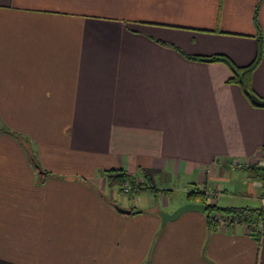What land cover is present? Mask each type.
I'll use <instances>...</instances> for the list:
<instances>
[{"label": "crops", "instance_id": "crops-1", "mask_svg": "<svg viewBox=\"0 0 264 264\" xmlns=\"http://www.w3.org/2000/svg\"><path fill=\"white\" fill-rule=\"evenodd\" d=\"M260 45L264 100V0H0V264H264V230L164 224L185 203L106 176L174 191L189 175L182 193L262 207L264 108L184 55L247 66Z\"/></svg>", "mask_w": 264, "mask_h": 264}, {"label": "trees", "instance_id": "trees-1", "mask_svg": "<svg viewBox=\"0 0 264 264\" xmlns=\"http://www.w3.org/2000/svg\"><path fill=\"white\" fill-rule=\"evenodd\" d=\"M262 54V46L260 45L256 58L247 66H237L228 56L223 54H215L212 56H193L187 54L184 55L191 60L207 63H221L227 66L232 72V77L228 80V82L238 84L242 88V91L247 97V99L251 101L252 96H257L251 86L252 74L258 67L262 59ZM256 173H258V170L256 171ZM106 176L109 182V186L118 187L122 191L126 183H129L132 186L131 195L134 193V196H136V194L147 192H152L154 194H159L163 192V190L157 189L155 186L149 184L150 181L145 176V181L142 186L140 184H137L136 178H130L129 175L122 173L121 170L107 171ZM260 177H263V175L260 174ZM188 195L194 200L199 201L201 204L206 205L205 213L207 216V224L209 228L215 229L216 227H218V217L221 216L229 221L232 220L231 222H229L230 224L233 222H237L247 224L251 228L253 227V232H255L254 235L256 237H259V234H262L263 231H260L258 228L255 227V225L258 226L259 223H264V207L221 208L217 205L208 204L206 194L203 192H191Z\"/></svg>", "mask_w": 264, "mask_h": 264}, {"label": "rangeland", "instance_id": "rangeland-1", "mask_svg": "<svg viewBox=\"0 0 264 264\" xmlns=\"http://www.w3.org/2000/svg\"><path fill=\"white\" fill-rule=\"evenodd\" d=\"M260 174L263 175V173H260ZM190 181H193V180H189V175L182 176L178 180L166 181V182H178V183H176V186H175L176 190L172 191V189H170L171 187L167 186V187H169V189H167V190L163 191L162 193H160V195H159V197L157 199V202H156L157 206H158V209L161 210V208H162V209H165V210H168V211H172L171 209H173V206L177 205V203H178V205H180L182 203L183 204L184 203L188 204L189 200H194L192 197H189V195H188L189 193H187V194L182 193L183 188L185 187V185H187V184H185V182H190ZM189 186H190L188 188L189 190H191L192 192H196L195 187H191V184H189ZM186 187H188V186H186ZM161 189L162 188L160 187V190ZM163 195H166V197H164V199L167 200V202L170 205V208H164V201H162Z\"/></svg>", "mask_w": 264, "mask_h": 264}, {"label": "water", "instance_id": "water-1", "mask_svg": "<svg viewBox=\"0 0 264 264\" xmlns=\"http://www.w3.org/2000/svg\"><path fill=\"white\" fill-rule=\"evenodd\" d=\"M251 102L257 107H263L264 108V100L259 98V97H257V96H252L251 97ZM117 208L122 213H126V214H130L131 213V211H129V210H124V209H122L120 207H117ZM192 211L205 213L206 212V205L199 204V203H188V204H185V205L181 206L177 210H175L172 214L163 213L162 214L163 223L165 224L168 221L176 220L181 215H183L184 213L192 212Z\"/></svg>", "mask_w": 264, "mask_h": 264}, {"label": "built area", "instance_id": "built-area-1", "mask_svg": "<svg viewBox=\"0 0 264 264\" xmlns=\"http://www.w3.org/2000/svg\"><path fill=\"white\" fill-rule=\"evenodd\" d=\"M261 166H262L263 171H264V153H263V155H262V157H261ZM123 191H124L125 193H131V191H132V186H131L129 183H126V185L124 186ZM260 202H261V204H262V207H264V196H261V198H260ZM218 221H219L221 224H226V223H228V222H231L232 220L229 221V220H227L226 218L219 216V217H218ZM233 223H234V222H233ZM255 227L258 228L260 231H263V230H264V223H259L258 226L255 225Z\"/></svg>", "mask_w": 264, "mask_h": 264}]
</instances>
